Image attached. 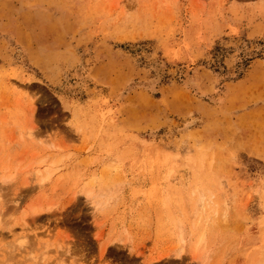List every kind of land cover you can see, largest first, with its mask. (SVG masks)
Segmentation results:
<instances>
[{"label": "rangeland", "instance_id": "obj_1", "mask_svg": "<svg viewBox=\"0 0 264 264\" xmlns=\"http://www.w3.org/2000/svg\"><path fill=\"white\" fill-rule=\"evenodd\" d=\"M0 174V264H264V0H0Z\"/></svg>", "mask_w": 264, "mask_h": 264}, {"label": "bare ground", "instance_id": "obj_2", "mask_svg": "<svg viewBox=\"0 0 264 264\" xmlns=\"http://www.w3.org/2000/svg\"><path fill=\"white\" fill-rule=\"evenodd\" d=\"M30 137H31V136H30ZM30 137H29V138H30ZM46 155H47V154H46ZM42 162H43V161H42ZM2 167H3V166H2ZM52 170H53V169H52ZM15 171H16V170H15ZM47 171H48V170H47ZM37 172H38V171H37ZM50 172H51V171H50ZM0 175H1V174H0ZM3 175H4V174H3ZM45 175H46V173H45ZM51 175H52V174H51ZM13 177H14V176H13ZM44 178H45V177H44ZM0 179H1V178H0ZM2 180H3V178H2ZM5 180H6V178L4 179V181H5ZM8 180H9V179H8ZM40 180H41V179H40ZM2 182H3V181H2ZM2 182H1V183H2ZM5 182H6V181H5ZM0 188H1V186H0ZM91 193H92V192H91ZM92 194H93V193H92ZM89 196H90V194H89ZM1 197H2V196H1ZM2 200H3V199H2ZM2 203H3V202H2ZM0 213H1V212H0ZM198 226H199V225H198ZM20 236H21V235H20ZM23 238H24V240H25V237H23ZM23 238L20 237V239H23ZM18 240H19V239H18ZM22 242H24V241H21V243H22ZM201 242H203V239L200 241V243H201ZM16 243H17V242H16ZM21 243H20V244H21ZM20 244H19V246H20ZM22 244H23L22 246L24 247V246H25V243H22ZM13 245H14V244H13ZM13 247H14V246H13ZM24 248H25V247H24ZM13 253H14V252H13Z\"/></svg>", "mask_w": 264, "mask_h": 264}]
</instances>
